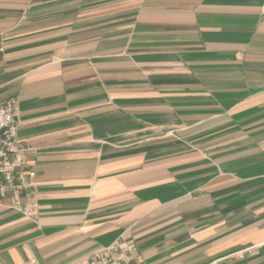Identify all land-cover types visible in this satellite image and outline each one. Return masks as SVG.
I'll use <instances>...</instances> for the list:
<instances>
[{
    "label": "crops",
    "instance_id": "obj_1",
    "mask_svg": "<svg viewBox=\"0 0 264 264\" xmlns=\"http://www.w3.org/2000/svg\"><path fill=\"white\" fill-rule=\"evenodd\" d=\"M0 39L38 205L0 264H264V0H0Z\"/></svg>",
    "mask_w": 264,
    "mask_h": 264
},
{
    "label": "built area",
    "instance_id": "obj_2",
    "mask_svg": "<svg viewBox=\"0 0 264 264\" xmlns=\"http://www.w3.org/2000/svg\"><path fill=\"white\" fill-rule=\"evenodd\" d=\"M5 50L0 39V58ZM18 125L15 103L8 101L0 105V202H7L10 208L32 217L38 212L36 174L29 168L27 148L18 139ZM23 198L28 199L27 202ZM134 250L133 245L118 240L79 264H142Z\"/></svg>",
    "mask_w": 264,
    "mask_h": 264
}]
</instances>
